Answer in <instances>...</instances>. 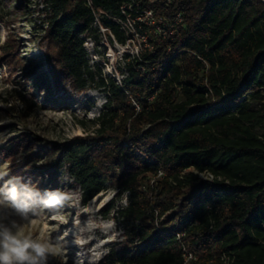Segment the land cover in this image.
<instances>
[{"label": "trees", "instance_id": "obj_1", "mask_svg": "<svg viewBox=\"0 0 264 264\" xmlns=\"http://www.w3.org/2000/svg\"><path fill=\"white\" fill-rule=\"evenodd\" d=\"M44 2L39 27L55 87H96L106 99L84 136L50 144L26 136L17 146L26 162L50 166L53 184L65 168L83 202L107 187L127 194L105 213L114 211L125 241L97 264H184L183 247L195 255L188 264H264V134L255 131L264 127V2ZM144 11L160 28L148 36L151 49L128 57L119 83L95 82L82 36L98 41V16L124 45L123 24ZM203 172L221 180H201Z\"/></svg>", "mask_w": 264, "mask_h": 264}, {"label": "rangeland", "instance_id": "obj_2", "mask_svg": "<svg viewBox=\"0 0 264 264\" xmlns=\"http://www.w3.org/2000/svg\"><path fill=\"white\" fill-rule=\"evenodd\" d=\"M46 10L44 0H0V173H7L4 180L19 177L42 191L59 189L71 199L62 208L35 209L27 220H22L7 204L0 205V222H15L23 227L24 234L61 246L59 255L49 254L47 264H97L110 248L125 241L123 225L114 211L105 213L111 201L116 207L125 206L127 194L118 195L107 187L83 202L80 188L71 184L65 168L58 172L60 178L53 184L45 175L50 166L42 160L26 162L17 146L26 136L37 137L44 144L65 143L84 136L94 128L92 121L106 99L102 89L96 87L83 92L72 91L68 83L60 89L55 87L46 55L47 42L39 27L46 19ZM134 22L133 28L123 24L130 38L124 45L106 32L98 16L93 24L98 41L82 36L95 82L101 78L119 83L126 76L128 57L151 49L148 36L160 31L159 27L153 28L157 21L142 16ZM143 27L149 29L145 31ZM8 41L18 45L16 54L1 51ZM39 77L45 86L38 87ZM255 131L262 135L264 127ZM38 169L42 172L37 180L27 178L30 171ZM3 182L0 180V185ZM77 219L83 228V245L73 243L71 233Z\"/></svg>", "mask_w": 264, "mask_h": 264}, {"label": "clouds", "instance_id": "obj_3", "mask_svg": "<svg viewBox=\"0 0 264 264\" xmlns=\"http://www.w3.org/2000/svg\"><path fill=\"white\" fill-rule=\"evenodd\" d=\"M6 175L0 173V180L4 181L0 185V205L7 204L22 220H27L35 209L62 208L71 199L59 189L41 191L19 177L4 180ZM73 229V243L83 245V228L78 219L73 222ZM60 253L61 246L24 234L23 227L15 222H0V264H47L49 254Z\"/></svg>", "mask_w": 264, "mask_h": 264}, {"label": "built area", "instance_id": "obj_4", "mask_svg": "<svg viewBox=\"0 0 264 264\" xmlns=\"http://www.w3.org/2000/svg\"><path fill=\"white\" fill-rule=\"evenodd\" d=\"M142 16H146L148 19H153V18H154V17H153V14H152L151 11H144L143 14L140 15V16H138L135 20H139L140 17H142ZM177 21H178V20H177ZM126 23H128V24L130 25V27H132V23L134 24L135 22L132 21V20H129V21H127ZM158 27H159V26L156 25V26H154L153 28L156 29V28H158ZM132 28H133V27H132ZM156 31H157V30H156ZM171 33H172V32H169V34H171ZM159 176H160V174H159ZM198 177H199V179H201V180L209 181V182H213L215 179L218 180V181L221 180V178H219V177H214L212 174H210V173H208V172L199 173V174H198ZM182 236H183L182 234H175V237H176L178 240H180ZM182 258H183V260H184V264H188L189 262L195 260V255H194L191 251H189L186 247H183V249H182Z\"/></svg>", "mask_w": 264, "mask_h": 264}, {"label": "water", "instance_id": "obj_5", "mask_svg": "<svg viewBox=\"0 0 264 264\" xmlns=\"http://www.w3.org/2000/svg\"><path fill=\"white\" fill-rule=\"evenodd\" d=\"M261 2H264V0H260Z\"/></svg>", "mask_w": 264, "mask_h": 264}]
</instances>
